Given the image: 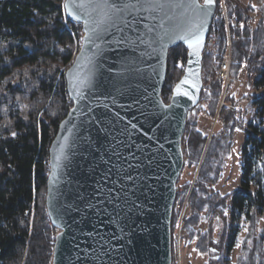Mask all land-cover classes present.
<instances>
[{
    "label": "trees",
    "instance_id": "1",
    "mask_svg": "<svg viewBox=\"0 0 264 264\" xmlns=\"http://www.w3.org/2000/svg\"><path fill=\"white\" fill-rule=\"evenodd\" d=\"M217 2L216 15L222 11L221 0ZM62 3L0 0V264L53 263L58 230L46 206L49 150L72 106L65 72L83 36L82 25L67 17ZM224 3L235 25L230 24L229 31L224 20L215 19L212 25L218 29V41L216 51L204 54L201 100L188 114L172 231L190 191L191 216L184 218L183 231L197 238L195 247L200 254L209 256L202 264H264V228H259L264 217V0ZM253 13L259 16L255 26ZM229 33L240 37L231 47V77L237 79L245 67L257 88L251 100L257 110L253 121L239 127L245 135L241 185L221 194L214 187L222 181L232 155L236 112L221 108L218 120L224 125L219 135L201 130L200 119L205 114L214 118L219 111L224 82L218 71L228 51ZM186 60L183 45L170 49L163 88L167 102L183 75ZM228 100L239 102L233 96ZM185 174L188 180L183 184ZM203 223L206 227L201 229ZM245 227L240 254L232 263L238 235Z\"/></svg>",
    "mask_w": 264,
    "mask_h": 264
},
{
    "label": "water",
    "instance_id": "2",
    "mask_svg": "<svg viewBox=\"0 0 264 264\" xmlns=\"http://www.w3.org/2000/svg\"><path fill=\"white\" fill-rule=\"evenodd\" d=\"M126 2L134 3L135 0ZM179 2L188 3L190 0ZM197 2L208 11L200 43L197 44L192 38H166L153 43L151 47L143 46L135 53L138 71L130 76L121 68L113 49L101 44V41H97V44H101L103 55L93 57L95 49L83 39L88 34L83 20L69 18L82 25L83 36L81 47L65 72L72 106L60 122L49 150L46 206L50 221L58 230L52 264L173 263L172 218L177 182L185 161L183 136L188 113L200 102L204 86V51L218 5L217 0L211 5H205V0ZM144 15L148 16L149 13L145 12ZM180 44L187 49V60L183 75L175 84L170 101L166 102L163 88L168 73V55L170 49ZM109 67H112L111 73L107 71ZM122 77L127 78L122 80ZM81 80L85 82L78 83ZM109 80L113 83L109 84ZM102 92L105 95L111 93V96L105 100L104 96H100ZM97 96L108 105L109 112L119 113L124 118V123H136L134 118H139L143 134L139 130L135 131L134 143L145 150L146 155L154 156L159 165L157 167L154 164L149 173L155 177L148 181L152 186L148 193L149 202H145L143 196L140 200L141 203H146L149 213L143 217L132 215L130 220L118 224L109 223L107 216L104 217V225L98 224L96 215L85 211L79 199L91 192V187L84 183L86 164L82 155L85 145L81 138L89 134L93 137L96 135L93 120L104 111L102 106L98 107ZM142 112L147 119L140 116ZM139 155L137 152V156ZM139 194L138 192L137 195ZM133 220L136 225L147 221V232L140 234L139 229L132 225ZM129 226H132L131 229ZM121 228L129 235L117 244L109 237L113 232L119 237ZM96 229L100 230V236L95 235ZM101 236L108 241L105 247L116 244V250L98 259L103 252L99 247ZM128 238L133 241L131 245L126 243ZM120 245H123L122 250Z\"/></svg>",
    "mask_w": 264,
    "mask_h": 264
},
{
    "label": "snow or ice",
    "instance_id": "3",
    "mask_svg": "<svg viewBox=\"0 0 264 264\" xmlns=\"http://www.w3.org/2000/svg\"><path fill=\"white\" fill-rule=\"evenodd\" d=\"M213 2L214 0H205V5H211ZM61 7L68 18L83 20L85 31L88 33L83 39L95 49L93 57L103 55L101 44L111 47L128 76L138 71L135 53L143 46L151 47L153 43H159L166 38H192L199 44L204 19L208 15L206 7L200 5L197 0H190L188 3L179 0H135L134 3L126 0H63ZM176 9L181 11L176 12ZM145 12L149 15L145 16ZM97 41H101V44H97ZM152 50L156 51L155 48ZM107 71L111 73L112 67ZM125 78L127 77H122V80ZM84 82L81 80L78 83ZM108 83L113 82L109 80ZM100 96H104L106 100L111 93L105 95L102 92ZM96 99L98 107L102 106L104 109L93 120L96 135L93 137L89 134L81 138L85 145L82 155L86 164L84 183L85 186L91 187V192L79 199L85 211L96 215L100 225H104L105 216L109 218V223L116 224L130 220L132 215L143 217L150 209L146 207V203L140 202L141 196L145 202H149L148 193L152 186L148 181L155 179L149 173L152 172L154 164L157 167L159 165L154 156L146 155L145 150L134 143L133 133L139 130L143 134L139 118H134L136 123H124V118L120 117L119 113L107 110L108 105L104 100L99 96ZM140 116L147 119L143 112ZM12 135L15 136L16 133L13 132ZM137 152L140 153L139 156ZM133 196L135 199H132ZM224 215H227L226 211ZM132 225L139 229L140 234L147 232V221L145 224L136 225L133 220ZM129 227L131 229L132 226ZM95 235L100 236L99 229H96ZM127 235L129 234L121 228L119 237L113 232L109 239L119 244ZM126 243L131 245L133 241L128 238ZM106 244L108 241L101 236L99 247L103 252L98 259L116 250V244L105 247ZM122 248L123 245H120V250Z\"/></svg>",
    "mask_w": 264,
    "mask_h": 264
},
{
    "label": "rangeland",
    "instance_id": "4",
    "mask_svg": "<svg viewBox=\"0 0 264 264\" xmlns=\"http://www.w3.org/2000/svg\"><path fill=\"white\" fill-rule=\"evenodd\" d=\"M243 3H247V0H241ZM225 4V3H224ZM254 20L253 25L256 24V19L259 17L258 15H255L253 13ZM207 51V50H206ZM205 51V52H206ZM219 72V71H218ZM219 78L220 74L218 73ZM232 79V77H231ZM223 80V79H222ZM224 82V80H223ZM257 91V88L252 80L249 79L248 73L245 69V67L240 71L239 76L237 79H232L229 89L226 88L225 82H224V89L222 97L220 98L218 104H219V111L216 114L214 118L209 117L208 115H202L200 119V128L207 134H214L217 133V135L220 134L221 129L224 125L223 122L218 120L219 113L221 111V108L226 107L233 110L230 106L234 105L235 103H231L228 98L233 96L235 99H239V103H242L243 105V111L242 113L244 115V120L241 121L239 127H241L243 124H248L249 122L253 121L255 118V112L257 108L251 104V100L253 98L254 93ZM225 96V97H224ZM248 96V97H246ZM250 96V97H249ZM249 98V99H248ZM238 103V102H237ZM224 104H227L225 106ZM218 109V107H217ZM236 114H238L237 111H235ZM237 116V115H236ZM235 122L236 124L238 121ZM244 133L243 131H235L234 133V146L232 150V155L227 161V166L224 172V177L222 181L214 187V189L221 193V194H227L230 191H232L235 188L240 187L242 179H243V157L241 154V149L243 146L244 141ZM199 170V168H198ZM197 172L194 174V176L191 178L192 184H194L197 180ZM188 180L187 174H185L183 178V184ZM181 192V191H180ZM182 194V192L180 193ZM189 194L191 192L189 191L187 193L184 207L182 210L181 217L179 218L175 231H172V254L174 258V264H202L207 261H209V256L200 254L195 245L197 242V238L190 237L184 235L183 231V220L185 217L191 216L190 210H189V204H190V198ZM206 227V223H203L200 228L204 229ZM259 228H264V217L260 221ZM246 237V227L242 228V231L238 235V245H236L233 255L231 257V262L236 261V257L240 254L241 249V243L243 239ZM175 242V243H174ZM174 249V251H173Z\"/></svg>",
    "mask_w": 264,
    "mask_h": 264
},
{
    "label": "built area",
    "instance_id": "5",
    "mask_svg": "<svg viewBox=\"0 0 264 264\" xmlns=\"http://www.w3.org/2000/svg\"><path fill=\"white\" fill-rule=\"evenodd\" d=\"M223 8H222V12L219 16L215 17L216 20H224L225 22H229L230 20L227 16V11L224 5V0L221 1ZM227 23V24H229ZM229 30V27H228ZM240 37L239 36H234L232 37L231 35H228V51L227 53L224 55V58L221 62L220 65V77L224 80L226 88L228 89L231 83V65H232V55H231V47H232V43L236 40H239ZM217 41H218V29L217 27H211V31H210V36L207 40V52H214L216 51V45H217ZM225 106H227V104H224ZM233 110L237 111V119L243 121L244 115L242 113H240L241 111H243V105L242 103H236L234 105L230 106Z\"/></svg>",
    "mask_w": 264,
    "mask_h": 264
},
{
    "label": "bare ground",
    "instance_id": "6",
    "mask_svg": "<svg viewBox=\"0 0 264 264\" xmlns=\"http://www.w3.org/2000/svg\"><path fill=\"white\" fill-rule=\"evenodd\" d=\"M225 5V4H224ZM217 7H218V5H217ZM222 8H223V5H222ZM216 11H217V9H216ZM222 12V11H221ZM221 14V13H220ZM220 14H218V15H216V12H215V15H214V19H213V22H214V20H215V17H217V16H219ZM226 23V26H227V29H228V27H229V30H230V24H232V26H234L235 25V22L233 21V22H225ZM227 23H229V24H227ZM212 25H213V23H212ZM228 30V31H229ZM229 35H230V33H229ZM207 50V47L205 48V51ZM205 51H204V54H205ZM203 69H204V66H203ZM220 70H221V68H220ZM220 70H219V72H220ZM218 72V73H219ZM203 80H204V78H203ZM246 97H248V96H246ZM250 97V96H249ZM164 98V97H163ZM249 99V98H248ZM165 100V99H164ZM200 100H201V98H200ZM166 101V100H165ZM167 102V101H166ZM200 103V102H199ZM197 108V107H196ZM233 111H235V110H233ZM189 114V113H188ZM187 119H188V117H187ZM236 121H238V123H237V125H238V127H237V129H240L239 128V125H240V123H241V120H238L237 118H236ZM186 125H187V122H186ZM185 131H186V129H185ZM185 134V133H184ZM183 138H184V136H183ZM182 146H183V144H182ZM183 153H184V150H183ZM181 176V175H180ZM180 178V177H179ZM177 186H178V184H177ZM177 192H178V190H177ZM176 197H177V194H176ZM175 201H176V199H175Z\"/></svg>",
    "mask_w": 264,
    "mask_h": 264
}]
</instances>
